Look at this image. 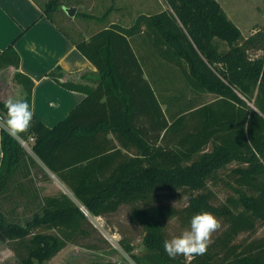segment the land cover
Listing matches in <instances>:
<instances>
[{"label": "trees", "instance_id": "trees-1", "mask_svg": "<svg viewBox=\"0 0 264 264\" xmlns=\"http://www.w3.org/2000/svg\"><path fill=\"white\" fill-rule=\"evenodd\" d=\"M165 3L166 8L138 13L130 25L110 22L88 38H71L96 76L89 69L69 73L60 67L47 73L85 94L52 127L35 115L27 131L15 137L5 131L8 88L31 104L34 81L18 70V36L0 52V196L17 174L30 177L37 164L20 143L27 140L43 167L90 215L129 206L130 222L142 229L144 251L134 253L128 239L121 243L136 264H264V235L252 237L264 225V25L244 36L217 0ZM60 7L61 0H47L41 9L52 19ZM149 54L178 68L194 92L213 97L167 115V102L154 85L164 74L145 69ZM218 183L228 190L221 201L212 187ZM165 191L184 195L186 203L164 202ZM39 200L40 210L24 224L0 211V241L21 264L51 259L91 227L68 195ZM201 211L221 224L206 252L170 257L164 250L170 221L187 228Z\"/></svg>", "mask_w": 264, "mask_h": 264}, {"label": "rangeland", "instance_id": "rangeland-1", "mask_svg": "<svg viewBox=\"0 0 264 264\" xmlns=\"http://www.w3.org/2000/svg\"><path fill=\"white\" fill-rule=\"evenodd\" d=\"M217 2L243 35H249L264 25V0H217ZM70 6L75 7L73 16H69L65 12V8ZM166 7L165 0H61V7L50 14L71 37L78 39L83 33L90 34L108 25L111 21L130 25L138 13H152ZM251 52L252 55L256 54L255 56L262 54V51ZM151 66L155 68L157 75L164 74L163 77L158 78L154 85L160 99L165 98L167 102V115L179 111L190 103H203L213 97L210 93L194 92L186 84L178 68L158 57L153 58L149 54L145 69L149 71ZM7 94L13 96L14 91L8 88ZM24 149L29 157L37 161L38 165L30 167V177H21L17 174L10 183V188L0 196V211L6 215L7 219L24 224L35 211L40 210L38 205L40 197L57 196L61 193L68 195L81 206L69 188L55 174L46 170L47 176L42 174L40 167L46 168L32 152L29 142L24 145ZM212 187L216 190L220 201L228 193L221 183ZM21 189L24 190V193H20ZM34 194H37L39 198L34 199ZM160 198L164 202L177 206L186 203V197L175 192L165 191L160 194ZM128 209V205H122L116 212L107 216L88 214L87 218L91 227L86 225V228L89 234L78 237L76 243H68L55 256L40 264H90L95 261L136 264L124 251L121 243L122 238L128 239L133 245L134 253L140 254L144 251L141 241L142 229L138 224L130 222ZM220 227L219 221V227L211 233L209 241ZM185 229L175 220L170 221L167 228L170 238ZM263 235L264 225H260L252 237ZM244 237L245 233H242L237 240ZM186 257L189 258V256ZM0 264H21L13 251L2 241H0Z\"/></svg>", "mask_w": 264, "mask_h": 264}, {"label": "crops", "instance_id": "crops-1", "mask_svg": "<svg viewBox=\"0 0 264 264\" xmlns=\"http://www.w3.org/2000/svg\"><path fill=\"white\" fill-rule=\"evenodd\" d=\"M46 1L0 0V52L18 36L13 43L20 58L18 70L34 81L31 105L35 115L52 127L85 94L61 86L47 73L60 67L69 73L89 69L93 72L90 76L96 74L95 67L71 41L73 37L53 17L50 19L43 14L41 8ZM89 35L83 33L79 38H88ZM2 125L0 122V129ZM1 158L0 146V162Z\"/></svg>", "mask_w": 264, "mask_h": 264}, {"label": "clouds", "instance_id": "clouds-1", "mask_svg": "<svg viewBox=\"0 0 264 264\" xmlns=\"http://www.w3.org/2000/svg\"><path fill=\"white\" fill-rule=\"evenodd\" d=\"M7 112L5 131L10 136L27 131L35 116L34 106L18 94L9 96L4 101ZM219 227L218 218L211 212L195 213L187 227L180 234L164 240V250L170 257L177 255H202L207 250L210 235Z\"/></svg>", "mask_w": 264, "mask_h": 264}, {"label": "built area", "instance_id": "built-area-1", "mask_svg": "<svg viewBox=\"0 0 264 264\" xmlns=\"http://www.w3.org/2000/svg\"><path fill=\"white\" fill-rule=\"evenodd\" d=\"M0 122H2V116L0 114ZM32 138L30 137L29 140H31ZM27 140H23V139H20V143L22 144V146L24 147V145H27ZM80 209L84 212L85 215H88L89 213L87 212V210L81 206Z\"/></svg>", "mask_w": 264, "mask_h": 264}, {"label": "water", "instance_id": "water-1", "mask_svg": "<svg viewBox=\"0 0 264 264\" xmlns=\"http://www.w3.org/2000/svg\"><path fill=\"white\" fill-rule=\"evenodd\" d=\"M65 12L69 15V16H73L75 13V7H67L65 8Z\"/></svg>", "mask_w": 264, "mask_h": 264}]
</instances>
